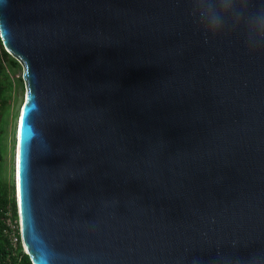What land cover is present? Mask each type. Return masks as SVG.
<instances>
[{"label":"water","instance_id":"1","mask_svg":"<svg viewBox=\"0 0 264 264\" xmlns=\"http://www.w3.org/2000/svg\"><path fill=\"white\" fill-rule=\"evenodd\" d=\"M190 7L0 0L30 264H264V50Z\"/></svg>","mask_w":264,"mask_h":264},{"label":"clouds","instance_id":"2","mask_svg":"<svg viewBox=\"0 0 264 264\" xmlns=\"http://www.w3.org/2000/svg\"><path fill=\"white\" fill-rule=\"evenodd\" d=\"M190 14L205 33L215 36L226 27L243 30L246 46L264 50V2L253 0H190Z\"/></svg>","mask_w":264,"mask_h":264},{"label":"rangeland","instance_id":"3","mask_svg":"<svg viewBox=\"0 0 264 264\" xmlns=\"http://www.w3.org/2000/svg\"><path fill=\"white\" fill-rule=\"evenodd\" d=\"M20 76L19 63L0 53V182L8 191L13 188L15 128L24 94Z\"/></svg>","mask_w":264,"mask_h":264},{"label":"trees","instance_id":"4","mask_svg":"<svg viewBox=\"0 0 264 264\" xmlns=\"http://www.w3.org/2000/svg\"><path fill=\"white\" fill-rule=\"evenodd\" d=\"M0 53L6 56L1 48ZM7 204L10 207L12 220H16L13 188L10 187L8 191L5 189V185L0 182V264H30L27 256L21 252L20 246L16 244L15 247H12L4 232L3 211Z\"/></svg>","mask_w":264,"mask_h":264},{"label":"built area","instance_id":"5","mask_svg":"<svg viewBox=\"0 0 264 264\" xmlns=\"http://www.w3.org/2000/svg\"><path fill=\"white\" fill-rule=\"evenodd\" d=\"M3 216V223L5 225L4 232L8 238L10 245H12V247H15L16 244H18L21 249V244L18 236L17 222L16 220H12L11 218L9 204L4 207Z\"/></svg>","mask_w":264,"mask_h":264},{"label":"snow or ice","instance_id":"6","mask_svg":"<svg viewBox=\"0 0 264 264\" xmlns=\"http://www.w3.org/2000/svg\"><path fill=\"white\" fill-rule=\"evenodd\" d=\"M17 180H20V171H19V156H18V165H17Z\"/></svg>","mask_w":264,"mask_h":264}]
</instances>
